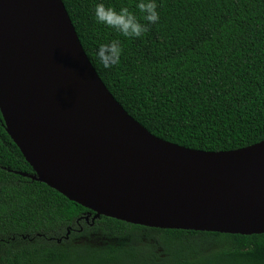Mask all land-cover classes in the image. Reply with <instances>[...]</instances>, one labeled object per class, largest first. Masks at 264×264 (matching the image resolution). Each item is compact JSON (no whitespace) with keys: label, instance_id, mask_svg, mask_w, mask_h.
Masks as SVG:
<instances>
[{"label":"trees","instance_id":"1","mask_svg":"<svg viewBox=\"0 0 264 264\" xmlns=\"http://www.w3.org/2000/svg\"><path fill=\"white\" fill-rule=\"evenodd\" d=\"M62 2L106 88L151 134L214 152L264 140V0H158L159 22L135 39L95 22L98 0ZM103 2L135 11L136 0ZM114 39L121 61L105 69L95 49ZM21 173L34 172L0 113V264H264V233L93 218Z\"/></svg>","mask_w":264,"mask_h":264},{"label":"water","instance_id":"2","mask_svg":"<svg viewBox=\"0 0 264 264\" xmlns=\"http://www.w3.org/2000/svg\"><path fill=\"white\" fill-rule=\"evenodd\" d=\"M20 52L53 74L22 64ZM0 113L24 176L130 224L264 233V140L186 148L133 119L85 54L62 0H0Z\"/></svg>","mask_w":264,"mask_h":264},{"label":"clouds","instance_id":"3","mask_svg":"<svg viewBox=\"0 0 264 264\" xmlns=\"http://www.w3.org/2000/svg\"><path fill=\"white\" fill-rule=\"evenodd\" d=\"M158 0H136L131 10L121 6L118 10L98 0L94 5L93 16L96 23L118 33L128 39L142 38L150 26L156 25L160 20ZM122 44L119 39L107 43H100L95 49V55L105 69L118 65L122 56ZM74 229L80 230L83 224H73Z\"/></svg>","mask_w":264,"mask_h":264},{"label":"bare ground","instance_id":"4","mask_svg":"<svg viewBox=\"0 0 264 264\" xmlns=\"http://www.w3.org/2000/svg\"><path fill=\"white\" fill-rule=\"evenodd\" d=\"M17 60H19L22 64H25L27 66H30L32 69H38L43 72H48L49 74H53V71H50L48 67L44 64H39L36 60H34L32 57H29L25 55L24 53L15 52L14 53Z\"/></svg>","mask_w":264,"mask_h":264}]
</instances>
